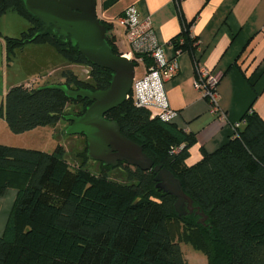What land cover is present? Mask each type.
Masks as SVG:
<instances>
[{
  "label": "trees",
  "instance_id": "trees-1",
  "mask_svg": "<svg viewBox=\"0 0 264 264\" xmlns=\"http://www.w3.org/2000/svg\"><path fill=\"white\" fill-rule=\"evenodd\" d=\"M8 10L30 24L18 37L4 36L8 62L27 43L45 44L70 64L88 67V73L80 79L68 69L62 71L63 82L11 86L0 115L14 134L56 127L61 121L68 127L71 121L65 115L83 114L92 101L71 98L50 85L102 90L110 85L111 70L90 64L70 37L64 40L53 26L40 33L45 24L27 10L24 0H0V18ZM101 22L113 52L120 55L113 25ZM191 24L172 39L174 49H195ZM70 104L76 109L67 113ZM105 117L117 121L121 132L142 145L155 165L179 178L194 212L176 211V197L157 187L152 169L97 161L104 171L122 168L127 181L92 174L84 134H69L84 137L77 168L70 167L62 144L49 153L0 143V196L8 188L17 191L0 235V264H187L181 242L202 251L210 264H264V119L253 108L224 145L204 152L191 165L187 158L195 135L173 121L151 117L131 97Z\"/></svg>",
  "mask_w": 264,
  "mask_h": 264
},
{
  "label": "crops",
  "instance_id": "crops-1",
  "mask_svg": "<svg viewBox=\"0 0 264 264\" xmlns=\"http://www.w3.org/2000/svg\"><path fill=\"white\" fill-rule=\"evenodd\" d=\"M130 6L136 7L141 16L151 18L154 31L164 44L192 22L190 32L202 48L204 65L222 73L218 100L226 113V120L216 118L210 112L209 101L194 87L195 50L179 54V70L166 81L169 103L177 111L173 122L195 135L187 158L189 165L199 161L204 152H214L224 145L232 136L233 125L242 119L248 109L253 108L264 119V0H183L180 5L175 0H97L98 17L113 25L111 33L120 53L127 51L129 45L125 31L118 23V16ZM166 53L169 57L174 56L173 47L168 45ZM0 55L3 58L1 108L11 86L28 83L18 78L6 81L8 59L2 35ZM144 71L145 66L142 65L139 74L135 71L136 77L142 76ZM7 129L8 125L0 115V140L3 136L12 137V132ZM16 196L17 191L13 188H8L0 196V235L5 230Z\"/></svg>",
  "mask_w": 264,
  "mask_h": 264
},
{
  "label": "water",
  "instance_id": "water-1",
  "mask_svg": "<svg viewBox=\"0 0 264 264\" xmlns=\"http://www.w3.org/2000/svg\"><path fill=\"white\" fill-rule=\"evenodd\" d=\"M24 3L31 14L44 22L40 33L53 26L64 40L70 37L72 45L77 46L90 64L112 72L109 87L102 90H73L65 84L50 85L63 90L71 98L83 97L92 101L83 114L65 115L71 121L66 132L84 134L91 159L106 165L125 161L143 170H154L157 187L176 197V211L180 215L193 213L196 207L192 198L184 192L179 178L166 167L155 165L142 145L126 137L117 121L105 117L108 111L127 99L133 86L135 65L128 58L113 52L106 38V26L97 14V0H24ZM196 212L204 215L199 208Z\"/></svg>",
  "mask_w": 264,
  "mask_h": 264
},
{
  "label": "rangeland",
  "instance_id": "rangeland-1",
  "mask_svg": "<svg viewBox=\"0 0 264 264\" xmlns=\"http://www.w3.org/2000/svg\"><path fill=\"white\" fill-rule=\"evenodd\" d=\"M29 25L27 19L17 15L15 11L10 10L7 15L0 19V35L3 38L4 36L18 37L28 29ZM122 48L125 47L123 46ZM2 65L3 58L0 55V80L3 78ZM68 69H71L80 79L87 77L88 67L70 64L58 56L51 46L27 43L23 48L18 49L11 61L8 62L6 81L9 82L13 78H18L21 82L28 83L29 86L33 87L44 83L60 82L62 71ZM141 69L142 64L135 66L136 74H139ZM75 109L76 107L70 104L66 108V112L68 113ZM66 129L67 122L61 121L56 127H38L23 135L10 133L11 138H5L3 136L0 141L11 146H24L49 153L53 152L58 144H62L68 151L67 160L70 167L77 168L80 163L77 154L85 146L84 137L71 136L66 132ZM0 136H2V131H0ZM87 168L95 176L106 175L110 180L120 183L127 181L122 168L104 171L103 167L94 159L89 160ZM181 249L187 264H210L207 256L192 245L181 242Z\"/></svg>",
  "mask_w": 264,
  "mask_h": 264
},
{
  "label": "built area",
  "instance_id": "built-area-1",
  "mask_svg": "<svg viewBox=\"0 0 264 264\" xmlns=\"http://www.w3.org/2000/svg\"><path fill=\"white\" fill-rule=\"evenodd\" d=\"M180 5L183 0H175ZM118 23L123 27L129 49L121 53L122 56L131 61L145 66L142 76L134 77L133 86L127 98H132L135 105L144 107L151 112V117H159L164 121H173L177 115L170 103L166 93V81L175 76L179 70L178 56L182 50L174 49L173 41L167 44L158 39L149 16H141L134 6L126 8L119 16ZM191 33V32H190ZM192 37H194L191 34ZM183 42V39H180ZM172 46L174 56L169 57L166 47ZM194 64L196 76L194 87L209 101L210 112L221 120L227 116L219 105L218 85L222 77L221 71H213L206 67L202 61V48L198 40L194 42ZM149 60V62H148ZM246 122L245 118L233 125L236 128ZM235 135V134H234ZM183 145L174 148L177 153Z\"/></svg>",
  "mask_w": 264,
  "mask_h": 264
}]
</instances>
